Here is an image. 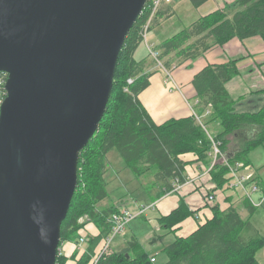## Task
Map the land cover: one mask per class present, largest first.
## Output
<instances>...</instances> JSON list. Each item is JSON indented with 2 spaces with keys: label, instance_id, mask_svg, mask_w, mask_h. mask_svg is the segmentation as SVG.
<instances>
[{
  "label": "water",
  "instance_id": "water-1",
  "mask_svg": "<svg viewBox=\"0 0 264 264\" xmlns=\"http://www.w3.org/2000/svg\"><path fill=\"white\" fill-rule=\"evenodd\" d=\"M146 0H0V264H55L78 158Z\"/></svg>",
  "mask_w": 264,
  "mask_h": 264
},
{
  "label": "trees",
  "instance_id": "trees-1",
  "mask_svg": "<svg viewBox=\"0 0 264 264\" xmlns=\"http://www.w3.org/2000/svg\"><path fill=\"white\" fill-rule=\"evenodd\" d=\"M191 1L194 6H198L205 0ZM234 5L238 9L231 16L222 10L213 11L164 40L159 59L163 60L173 53L172 58L170 56L163 62L164 66L170 68L174 61L177 64L187 58H197L213 45L224 44L234 37L245 39L259 36L264 41V0H234ZM147 7L145 4L125 38L104 115L96 132L79 154L77 186L61 224L59 248L64 241L77 238L82 226L78 224V219L84 214L98 228L99 235L95 238L86 237L87 247L75 264H88L96 244L109 232V215L118 209L113 204L97 206L108 197L104 175L109 150L117 149L125 166L136 178L149 181L151 186L160 184L162 193L171 189L170 182L174 178L184 181L185 162L179 157L181 154L195 153L208 165L209 140L193 117L155 124L137 97L149 84V72H145L146 59L136 60L133 56L143 41L142 28L149 16ZM191 39L194 40L186 44ZM238 60L207 65L195 74L192 84L198 100L195 110L198 113L209 110L205 123L219 126L214 135L222 141V150L225 152L228 136H237L240 141L239 148L226 152L227 160L248 164L250 151L264 143V101L255 111L235 110V101L225 85L237 74ZM3 75L0 72L2 92V82L7 77ZM128 78H132L131 84H127ZM254 93L264 94V89ZM3 97L0 94V100ZM210 182L217 188L223 187L228 182L227 167L218 163L211 171ZM245 203L251 211L253 207L247 201ZM191 214L186 204L181 202L159 220L166 228H170ZM251 231L249 220H243L236 209L229 207L221 211L214 206L210 220L163 248L167 256L163 264H259L256 253L263 247L264 238L257 234L251 235ZM128 245L101 258L96 264H157L150 261L148 254L135 240ZM131 250L134 254H130ZM75 257L76 253L70 256L73 260ZM67 260L62 253L57 252L55 264H66Z\"/></svg>",
  "mask_w": 264,
  "mask_h": 264
},
{
  "label": "crops",
  "instance_id": "crops-1",
  "mask_svg": "<svg viewBox=\"0 0 264 264\" xmlns=\"http://www.w3.org/2000/svg\"><path fill=\"white\" fill-rule=\"evenodd\" d=\"M211 1H213V4H209ZM173 3L174 0L170 4H163L161 6L158 15L152 24L151 30L147 34V41H141L133 54L136 60L146 59L145 72H149V84L138 94L137 97L155 124L160 125L170 119L190 117L191 106L195 104V100L197 98L192 80L195 74L207 65L223 64L230 59H239L236 63L238 71L237 74L232 78L233 80L230 79L225 85L226 89L231 92V98L236 100V102L241 100V98H245V96L249 94H256L254 92L264 89V72L255 71L258 64L264 63V41L259 36H252L245 39L234 37L224 44L213 45L197 58H187L181 62H177V64L174 63V61L172 62L170 68H167L169 71L172 68L170 76L160 69L156 62L149 58L146 47L147 45H152L160 54L161 44L164 40L191 25L198 18L216 10L225 11L228 16H231L233 12L238 9L234 5V0H205L198 6H194L190 2L192 5L191 7L196 12L193 10L191 11V14L194 15L193 18L195 19H190L192 21L188 23L176 15L179 12L176 5ZM204 6L205 11L199 12ZM170 56V58H172L173 53H171ZM168 57L163 58L162 63L165 60H168ZM236 79L243 81L245 88L244 91H237L238 84H236L237 90L235 89L234 80ZM228 84H231V86L228 87ZM200 114L202 121L205 123L208 114H206V112H200ZM207 125L208 130L212 133H215L219 128L216 123H208ZM179 157L185 162L184 176H195L196 174H194V172L196 173L197 171L198 173H201L202 169L200 165L202 160L197 154L189 152L183 153ZM248 164L253 168V164L251 162ZM108 165L109 160L107 158V167ZM106 170H108V168ZM255 181H257L261 187H264V179H262L259 175H256V173ZM172 182L173 180L170 182L171 186ZM149 185L151 186L152 184L149 181H146L144 186L147 187ZM212 186L213 185L210 183L209 179L203 177L200 180H195L184 185L178 191H166L162 193L163 187L160 184H157L153 186L156 190V193H153L155 197L151 194L153 190L152 188V190L150 189L149 191L141 190L140 196H145V199L147 197L150 198L148 203L135 202L132 198L128 201V199L124 197H120V199H123V202H118V204L112 202L111 204L113 205H117L118 207L126 206L131 210H135L136 205L155 202L154 207L148 210L149 212L152 211V215L148 214L149 212L147 211L143 215L131 220L126 226L123 233L119 235L122 237L120 240L121 245L114 248L113 244H115V238L113 239V251L125 249L129 246L128 244L130 241L135 240L150 258L152 256L155 257L152 251L157 242H162L163 245L165 242L164 240L169 235H171V243L177 237H185L191 234L200 225L204 224L213 217L214 206L218 207L221 211L226 210L229 207L234 208L239 215L240 210L247 211V218L242 215H240V217L242 216L241 218L243 220H249L252 227V231L250 232L251 235L257 234L261 236L259 230L251 222L250 218L259 210L264 212V198L259 206H252L250 204V206L253 207L250 211L245 203L246 200L241 196L239 191H235L233 189L232 192L226 191L223 186L217 189V193L219 194L215 197L214 202L205 204L204 190L211 191ZM226 189L229 188L226 186ZM252 196L253 198L259 200L261 198V193H253ZM152 198L155 200L151 201ZM181 202L186 204L192 214L173 227L166 228L165 224H163L159 218L168 215L172 210L177 208ZM258 207H263V209L260 208L257 210ZM258 216L262 217V213L258 214ZM151 221L157 223L152 225ZM84 228H86V233H90L92 236L99 235V230L93 222L86 224ZM166 232L171 234H167ZM84 235L87 236V234H82L80 236ZM80 245L81 243H79V241H75L74 244H67L66 241H64L60 245L61 253L68 259L66 264H75L76 260L81 255L79 252ZM96 246L93 253L97 248ZM86 247L87 245L85 243L83 250H85ZM73 253H76L74 260L70 258ZM263 253L264 252L259 253V251L256 253V259L258 258L260 261L259 262L257 260L259 264H264ZM130 254H134V252L131 250Z\"/></svg>",
  "mask_w": 264,
  "mask_h": 264
},
{
  "label": "built area",
  "instance_id": "built-area-1",
  "mask_svg": "<svg viewBox=\"0 0 264 264\" xmlns=\"http://www.w3.org/2000/svg\"><path fill=\"white\" fill-rule=\"evenodd\" d=\"M173 0H147V5L149 9V16L143 25L142 28V40L144 42L147 41V34L151 30L152 24L156 18V13L158 12L159 8L163 3H170ZM147 52L148 55L156 62L160 69H162L167 75L170 76L169 69H167L162 60L159 59V52L155 50L152 45H147ZM3 73V72H1ZM3 77L7 76L3 73ZM6 79H3V86L5 84ZM132 78L127 79V84H131ZM4 89V88H3ZM125 90H127L125 88ZM5 96V95H4ZM197 99L195 100V104L191 106L190 117H193L195 121L199 124V126L205 132L208 140H209V150L207 154L208 165H205L201 161V173L198 171L194 174L195 176H184V181L181 182L178 178H174L172 182L171 189L167 192H175L180 190L184 185L193 182L195 180H200L203 177L209 179L211 178V171L214 167L221 163L227 167L228 170V182L226 186L229 189H233L235 191H239L241 196L249 202L252 206H259L264 198V187H261L257 181L254 179V173L252 171V167L249 164H246L242 161H235L229 162L225 152L222 150V141L217 139L215 135L208 130V125L205 124L201 119V114L195 110V106L197 105ZM1 102V101H0ZM207 108V107H206ZM206 114L209 113V110L205 109ZM195 177V179H194ZM213 186L211 191H207V194L204 195V203L210 204L214 202L216 194H217V187L214 183L210 182ZM216 191V192H215ZM253 193H261V198L259 200H254L252 198ZM155 205V202L143 205H136L135 210H131L126 206L118 207L117 212H112L107 221L109 224V232L107 235L103 236L99 243L97 244V248L94 251L93 255L91 256L88 264H96L101 258L108 257L114 251L112 248L113 239L116 238L118 235H121L125 230L126 226L130 223L131 220L135 219L138 216L143 215L149 209H152ZM86 235L80 236L79 235V243L85 244L86 242ZM85 250L80 248V253H83ZM60 248L58 254H60ZM151 262H156L155 257L150 258Z\"/></svg>",
  "mask_w": 264,
  "mask_h": 264
},
{
  "label": "rangeland",
  "instance_id": "rangeland-1",
  "mask_svg": "<svg viewBox=\"0 0 264 264\" xmlns=\"http://www.w3.org/2000/svg\"><path fill=\"white\" fill-rule=\"evenodd\" d=\"M190 2L192 3L191 0H174V3H173L176 5L178 12H179L176 15L188 23L192 21L190 19H195V18H193L194 15L191 14V11L192 10L194 11V9L191 7L192 5ZM209 4H213V1H211ZM227 10H228V8H227ZM202 11H205V6L202 7L199 12H202ZM194 12H196V11H194ZM193 40L194 39L187 41L186 44H188L189 42H191ZM155 50H157V49L155 48ZM149 58L152 59L150 56H149ZM255 71H257V72L263 71L264 72V63L258 64ZM236 84H238L237 85L238 90L236 89ZM230 86H231V84H228V87H230ZM234 87L239 92H242L245 89L244 85H243V81L240 79L234 80ZM3 91L4 92H2V90H1L0 94L4 96L5 90L3 89ZM228 93L231 96V92L229 90H228ZM2 99L3 98H1V100ZM234 101H235L234 108L236 111H255V109H257L262 104V102L264 101V94H260V93L259 94H257V93L256 94H249V95L245 96V98H241V100H238L237 102H236V100H234ZM239 147H240V141H239L238 137L233 136V135L228 136L225 154H226V152H229L232 150L235 151V149H237ZM107 158L109 160V165H108V167L106 166V168H108V170L106 171V173L104 175V181L106 184L105 188L107 189L108 197L106 199L102 200L101 202H99L97 204V206L106 207V206H109V204H111L112 202H115L116 204H118V202H123V199H120V197L121 198L122 197L127 198L128 201L131 200V198H132L133 201H135V202L148 203L150 198L147 197L145 199V196H140L141 190L149 191L152 188L153 190L151 189L152 190L151 194L154 195L153 193H156L155 187L150 186V185L147 187L144 186L146 180L136 178L132 174V172L125 166V163H124L122 157L120 156L119 152L117 151V149L113 148V149L109 150L108 154H107ZM249 159H250V162L253 164V168H252L253 173L255 172L256 175H259L260 177H262V179H264V143L255 147L253 150L250 151ZM255 173H254V179H255ZM223 186H224L226 191L232 192V189L231 190L226 189V184H224ZM204 192L206 194L207 190H204ZM218 194L219 193H217L216 196ZM153 197H155V195ZM252 198H253V196H252ZM253 199L255 201L257 200L255 198H253ZM260 208L263 209V207H258L257 210H259ZM246 212L247 211H245V210H240V215L247 218ZM260 213H262V217L258 216V214H260ZM148 214L152 215L153 213L151 211ZM250 220L256 226V228L259 230V233L261 234V236L264 238V212L262 210L257 211L256 213H254L251 216ZM90 222H92V221L90 220V218L88 217L87 214H84L81 217H79L78 224H80L82 226L79 228V230L77 232V238H79L78 236L82 235V234H87V236H85L87 238L90 236L94 237V238L98 236V235L92 236L90 233H86V228H84V227L86 224H88ZM154 223H157V222L151 221L152 225H154ZM166 233L171 234L169 232H166ZM77 238H75L74 241H66V243L67 244H71V243L74 244V242L76 241ZM121 238L122 237H120L118 235L114 239L115 244H113L114 241L112 243L114 245V248L121 245V241H120ZM170 239H171V235L166 237L163 245H162V242H159V243L157 242L158 244L156 243L154 245L152 253H153V255H155V259H156L157 264H163L164 262L167 261V256L165 255V253H163L162 250L168 243H170ZM98 243H99V241H98ZM84 246H85V244H81L80 248L83 249ZM258 251H259V253L264 252V246L261 247ZM257 260L259 261L258 258H257Z\"/></svg>",
  "mask_w": 264,
  "mask_h": 264
},
{
  "label": "bare ground",
  "instance_id": "bare-ground-1",
  "mask_svg": "<svg viewBox=\"0 0 264 264\" xmlns=\"http://www.w3.org/2000/svg\"><path fill=\"white\" fill-rule=\"evenodd\" d=\"M170 3H171V2H170ZM170 3H163V4H170ZM145 4H147V0H146ZM163 4H162V5H163ZM162 5H161V6H162ZM144 6H145V5H144ZM143 8H144V7H143ZM160 8H161V7H160ZM160 8H159V9H160ZM142 10H143V9H142ZM141 12H142V11H141ZM140 14H141V13H140ZM179 51H180V50H179Z\"/></svg>",
  "mask_w": 264,
  "mask_h": 264
}]
</instances>
